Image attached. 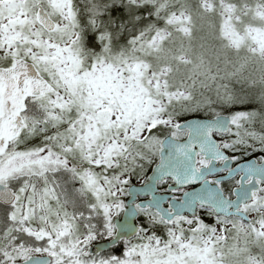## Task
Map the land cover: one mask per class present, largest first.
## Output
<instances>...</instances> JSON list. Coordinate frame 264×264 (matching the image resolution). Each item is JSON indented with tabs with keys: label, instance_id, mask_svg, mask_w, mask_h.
Listing matches in <instances>:
<instances>
[{
	"label": "snow or ice",
	"instance_id": "snow-or-ice-1",
	"mask_svg": "<svg viewBox=\"0 0 264 264\" xmlns=\"http://www.w3.org/2000/svg\"><path fill=\"white\" fill-rule=\"evenodd\" d=\"M0 264H264V0H0Z\"/></svg>",
	"mask_w": 264,
	"mask_h": 264
}]
</instances>
